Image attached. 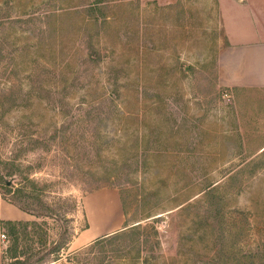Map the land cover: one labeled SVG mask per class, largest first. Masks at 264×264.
<instances>
[{
  "label": "rangeland",
  "instance_id": "374dc122",
  "mask_svg": "<svg viewBox=\"0 0 264 264\" xmlns=\"http://www.w3.org/2000/svg\"><path fill=\"white\" fill-rule=\"evenodd\" d=\"M227 48L219 0H0V196L51 207L5 264H264V90Z\"/></svg>",
  "mask_w": 264,
  "mask_h": 264
},
{
  "label": "crops",
  "instance_id": "0c3cea01",
  "mask_svg": "<svg viewBox=\"0 0 264 264\" xmlns=\"http://www.w3.org/2000/svg\"><path fill=\"white\" fill-rule=\"evenodd\" d=\"M228 52L226 58L227 81L235 86L264 90V0H219ZM229 7L223 12V7ZM225 14L230 18L231 31L225 24ZM223 61V60H222ZM31 216L0 197V264H5V243L1 236L6 222H29ZM106 225V229L108 228ZM87 230L73 245L83 247L101 234ZM89 233V234H88ZM104 236V237H105Z\"/></svg>",
  "mask_w": 264,
  "mask_h": 264
},
{
  "label": "trees",
  "instance_id": "16d2710c",
  "mask_svg": "<svg viewBox=\"0 0 264 264\" xmlns=\"http://www.w3.org/2000/svg\"><path fill=\"white\" fill-rule=\"evenodd\" d=\"M24 181H26V185L25 187L22 188H17L15 189V203L13 201H9L7 199H5L4 197L0 196L4 201L18 207L19 209H21L23 212L29 214V215H33V216H37L39 217L40 214H44L45 213H49L51 212V207L45 202V199L43 198V193L44 191L39 189V185L33 181L30 180L29 178H23ZM0 184H4V178L2 177V175L0 174ZM5 187L7 188L6 193H11V190L8 187V184H5ZM21 199L25 200V202H23L25 205L24 207L21 206L20 204H18L17 201H20ZM32 201V202H30ZM42 216V215H40ZM4 226H9L11 227V229H13V232H15V243L16 245L18 242V229L19 228H23V230L26 233V229L28 227H38V223L37 222H6L4 223ZM117 234L113 235V236H109V237H105L102 238L101 240L97 241L98 244L100 242H107L112 240ZM17 237V238H16ZM17 249L18 247L15 246V264H29L27 260L21 261L20 258L17 255Z\"/></svg>",
  "mask_w": 264,
  "mask_h": 264
},
{
  "label": "built area",
  "instance_id": "2783aa9c",
  "mask_svg": "<svg viewBox=\"0 0 264 264\" xmlns=\"http://www.w3.org/2000/svg\"><path fill=\"white\" fill-rule=\"evenodd\" d=\"M1 239H2V241L5 243V241H6V236L3 234V235L1 236Z\"/></svg>",
  "mask_w": 264,
  "mask_h": 264
}]
</instances>
